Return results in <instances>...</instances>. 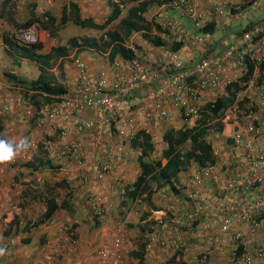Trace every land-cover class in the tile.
I'll list each match as a JSON object with an SVG mask.
<instances>
[{
	"label": "built area",
	"instance_id": "1",
	"mask_svg": "<svg viewBox=\"0 0 264 264\" xmlns=\"http://www.w3.org/2000/svg\"><path fill=\"white\" fill-rule=\"evenodd\" d=\"M259 7H262L261 0H240V5H215L205 14L190 0H170L159 5L149 21L153 37L164 41L162 51L149 54L152 48L159 47L148 43L136 48L132 39L127 45L133 53L127 60L128 71L115 73L113 88L103 89L104 81L100 80L90 92L97 98L86 93L80 98L76 92L74 100L60 103L50 114L52 117L74 105L100 108L98 118L84 122L85 125H97L98 129H111L114 125L120 133L128 135L133 118L125 117L123 111L131 107L130 98L136 94L137 103L148 118L152 110L169 117L170 107H173L183 120L198 122L205 115L208 130L218 122L234 120L230 134L212 133L215 138L212 159L193 173L196 184H208V195L192 192L189 194L193 202L191 209L169 218L171 223L185 230L194 228L196 238L208 240L209 247L205 250L208 257L198 250L194 264H264V71L259 68L264 62V21L255 22L241 32H225L216 39L210 31L195 33L179 19L162 11L169 9L184 14L200 30L211 22L212 15L233 19ZM20 37L24 42L37 40L33 28L25 30ZM178 43L181 45L177 49L171 48ZM214 47L218 49L211 52ZM195 51L211 53L195 61ZM74 59L84 71L83 61ZM249 65L254 67L253 72L244 81ZM233 81L245 88L235 92L230 104L217 114L204 107L217 97H228V87ZM221 153L227 154L223 161ZM65 156L79 162L81 143L73 142L61 149L60 157ZM233 162L238 168L230 170ZM108 164H103V170Z\"/></svg>",
	"mask_w": 264,
	"mask_h": 264
},
{
	"label": "clouds",
	"instance_id": "2",
	"mask_svg": "<svg viewBox=\"0 0 264 264\" xmlns=\"http://www.w3.org/2000/svg\"><path fill=\"white\" fill-rule=\"evenodd\" d=\"M7 1H8V3L3 8V10H2L3 14H1L0 17H6L9 14L12 15V14L17 13L14 9V4L17 2V0H7ZM2 2H3V0H0V9H1V3ZM168 2H170V1H168ZM168 2H166V3H168ZM166 3L158 4V3L153 2L143 13H145L154 4H156V6L158 7L159 5H163ZM61 8H62V6H61ZM164 11H167L168 16L177 18L181 22L183 21L182 20L183 16H185V18L188 17L184 14H180L179 12H177L175 10L163 9L162 12H164ZM23 16L25 17L24 20H26L29 16V13H25V15L23 13ZM144 17H145V14H144ZM22 21H23V19H22ZM112 23L109 26V28H113V27L116 28V26H113ZM182 23L184 25H186L188 28H190L189 24L186 20ZM253 23H255V22H252V24ZM156 26L159 28L158 24H156ZM38 27L39 26L35 23L33 26H31L29 28H33L34 31L35 30L37 31ZM151 29H152V25L150 24V21L149 22L146 21L145 27H143L140 31H134L131 33V35L128 38L123 39L124 45L127 47L126 43L129 44L132 41V39H134V41H132V43L134 44V46L136 48H141L143 45H148V43H150L151 45L153 44L151 47H157V46L163 45L164 41L161 45L160 44H154L150 38L149 39L147 38V36H149L152 39L157 38V39L161 40L158 37H155V36L153 37L152 33H150ZM105 30L106 29H104L102 31H105ZM36 31H35V34H36L37 40L35 42L39 41ZM224 33H222V35ZM102 34L103 33H101L100 37H98L95 40L96 45H98L101 48L103 46H105L103 40H101ZM145 34H147V36ZM212 34L214 36V33H212ZM139 37L141 38V41H137V39ZM19 38H20V41H22L21 37H19ZM130 39H131V41H128ZM22 42H24V41H22ZM24 43H30V42H24ZM31 43H34V42H31ZM90 46L93 47L92 44H90ZM82 47H83V45L80 47H77L79 49H77L76 51L80 50ZM108 48L110 49V47H108ZM109 54H110V51H109ZM65 55H67V53ZM7 56H9V55L7 54ZM123 59H125V58H123ZM125 60H129V59H125ZM19 61H20L19 63H15L11 59V63H12L11 70H9L7 72L15 71L18 78H22V79H26V80H31V79L34 80L38 77L40 70H39V64L36 61H30L27 58H21V59H19ZM24 62L28 63V64H31V62H33L32 66L35 67V70L31 71L28 74L27 78H23L21 76L22 74L18 72L20 69H22L21 65ZM74 63H75V67L77 70L76 76H75V84H71L68 81L69 79L65 76L64 71L62 69H61V77L57 76L55 74L56 73L55 70L56 69L58 70V68H60L57 61H56V65L54 63L53 66H51L50 68H47V70L49 71V73L51 75L50 79L52 80V84L55 86L61 87V89L63 91V93L61 95H58V97L55 101H50V102L46 103V105L38 107L39 110H37L36 106L30 105L29 101L23 98L26 101L24 103L27 105L24 106V108L21 112L22 117L25 120H28V119L32 118L35 114L37 119L35 118V123H33V125H32V132H31V136L29 139L26 138V133H24L25 134V135H23L24 137L21 138L18 142L13 140V139H10V138H0V165L7 164L8 167L17 166L18 165L17 163H16V165H13V164H15V161L18 159V157L21 156L20 153L23 151L25 154H28L27 156L22 155L23 157L28 158L24 162H26L32 158L33 154L31 153V150L36 149L35 150L36 151L35 156H38L40 154L39 149L37 147L39 142L45 143L44 148H45V151L47 152L48 158H50L51 154L54 156L56 154V156L58 155L60 157V150L61 149L72 144L73 142H80L79 140H76V139H82L83 144H86V142H87L86 138L85 139L83 137L76 138L74 136H72V137H74L73 139H71L72 137L70 138L73 141H71L70 143L67 144V141H70V140L65 139L67 132H68V128L66 126V123L69 121L72 122L74 125V132H77L79 130H85V129L89 130V134L92 135V139L90 142H93L97 138L104 136L105 141H102L101 145H98V141H96L95 147L98 145V148H95L94 151L92 150V152L96 151L97 153L101 154L100 156H102L101 159L97 160V164H96V165L101 166L99 168V171L92 173V174H89V173L83 171L84 164H85V158H84V152H83L82 147H81L82 156L80 157L79 162L77 160H74L73 158H70L69 156L60 157V158H64L65 160H64V162H62L60 168H58V169H64L65 170L66 165L70 163V164L75 165L76 169H78V172H76V176H79L81 178H87V179L92 178L93 182H100L98 184H94V190L97 191L98 193L102 192L101 194H95L93 192V190H91L90 194H87L88 191L86 190V195L83 197V200H84L83 202L85 203L86 206H88L86 208L89 210V211H86L87 218L91 221H93V219H94V220H96V222H98V225L93 223L94 227L96 229L97 228L99 229V228H102L105 226L104 224H105L106 218H108V222L110 224L112 222L115 224V227L112 229L113 235L110 236V239H108L106 241V244L101 245L95 252V256L97 258L98 264H100V263L101 264L114 263V262L121 261L123 259V251H122L123 250V242H122L123 241V239H122L123 234H126L127 232L131 233L130 232V230H132L131 228H136V230L139 231L140 234L142 235L141 238L143 239V241L144 240L146 241V247H144L143 252L140 255H138V256L143 255V260L146 262V264H157L156 262L159 260V255L161 253L163 255H166V253L168 254V251H167L168 249H169V253L172 250V252H171L172 256H174V254H176V252H178L174 257L176 261L179 259H182L185 262L190 263V264H194L193 261L196 257L195 253L198 250H201L203 255L208 257V253H207V251H205L206 247L209 244L208 240L196 238L194 236L195 235L194 234L195 233L194 228L191 229L190 231H188V230H185V228L183 226H179V225L177 226V225L171 223L169 220V218L174 217V216L179 215V214L187 213V211H189L191 209V205L193 202L190 200L191 198L189 197V194H191L192 192L201 193L205 196L208 195V193L205 192L203 189L204 187H206V189H207L208 184L205 182L202 185H198L193 180V173L198 171V170H201V168H203V166L198 167L195 160H190L189 163L186 164L185 169L180 171L177 174L176 178L172 177L173 186L175 188V191H177V192L173 191L170 188V186H163V187L158 188V190H156L152 194V204L151 205H150V202H147V201H146V203H143L142 205H139L136 202H134V203H129V208H127V206H125V207L121 206L120 201L122 200V192L124 191L125 185L132 183L140 173L141 169H140V166L138 163V154H137L138 173H137L135 179L128 180V181L127 180L122 181L119 184V186L115 187L114 191L111 193L109 198H107V196L102 198L103 194L109 193V189L111 188V184L107 180V178H105V175L110 173L112 171L111 168L114 167L113 164L117 163L114 161L113 158H115V156H117V154H120L123 156V151H122L123 147H127L128 149H133L134 152L138 153V148H134L133 146H131V140L133 139V137L136 136L137 132H139L141 130L145 131L146 133H148L150 135V137L153 141L152 135L154 132V124H156L155 127L159 129L158 133L161 134V142L163 143V147H162V150H163L164 148L167 147L166 143L162 140V135L166 130H168L170 128L179 129L181 127L182 128L183 127H192V126H195L196 124L205 125V115L202 118H200V120H198V122H196V120L194 122V120H191V119L183 120L179 115L180 113H179L178 109L175 108L174 111H170L169 117H162L156 111L152 110L153 114L150 116V118H148L147 115L141 109V106L137 103V99H136L137 95L135 94L134 97L130 98L131 107L128 110L123 111L125 117H132L133 118V121H132L133 126H131V130H130V133L128 135L120 133V129H117L114 125L111 126V129H107V128L98 129L97 125H92V126L85 125L84 122L89 121V120L95 121L98 118V114L100 113V108L99 109L77 108L76 105H74L72 108H65L59 114H56V115L51 117L50 116L51 111L57 105H59L62 102H66L68 100H74L73 95L76 92L78 93L80 98L84 97L83 95H85V93L89 97H92L94 99L97 98L96 95H94L90 92H91L92 87L97 86V84L99 83L100 80H98V83L93 84L91 82V75L88 72V70L85 68L83 71L76 65V62H74ZM13 66H15V67H13ZM4 72H5V69H4ZM34 73H36V74H35V76L32 77V75ZM84 78H86V79L84 80ZM87 78L89 80V83H87ZM17 84H19V83H17ZM68 84L71 85V88H69ZM156 86L159 87L158 84H156ZM19 89H23L24 92L26 91L22 85L19 87ZM103 89H109V87H107L105 85V81H104ZM31 94H34L35 99H36V98L42 97L44 93H38V92H35V90H31ZM13 100H14V97L9 98V101L7 102V104L5 106L6 110L8 109L7 106L11 105ZM228 104H230V103H227L226 105H228ZM8 112L9 111H6V114H8ZM36 112H39V114L36 115ZM93 112H95V115L93 114ZM150 112H151V110H150ZM141 113L144 115V118L139 119L137 117V115L141 114ZM136 119H137V121H136ZM76 120H78V122H76ZM141 122H143L142 125H140ZM157 122H158V124H157ZM179 122H182V124L180 126H178ZM188 123H190L191 126L186 125ZM233 123H234V120L229 119L226 122H218V123L214 124V126L211 128V130H208V129L206 130L205 141H206V143L210 144L211 159L213 156V152H212L213 143L215 142V138L212 136V133L216 132L220 135H228L234 129ZM27 125H28V128L26 127V129H27L26 132L30 128V125L29 124H27ZM46 125H52L53 128L54 127L57 128V132H55L54 134H49V132L51 133L52 129L48 128V130H46L45 133H43L42 137L40 136V134H38L36 136L37 130H38V133L40 132V128H41V131H44V127ZM217 126H222V129L217 128ZM160 127H163V128L160 130ZM35 129H37V130H35ZM98 130L100 132L99 134H97ZM113 133L116 134V136L118 137V140L120 142H118L117 140H115L116 143H115V141L113 142V140L108 141L110 136H114V135H112ZM39 137H41V138H39ZM48 138H51L52 141H49ZM141 139H142V137L138 138V140H141ZM108 144L120 146L117 149L118 153L114 155V152H112L111 150H108L109 149ZM81 145H82V143H81ZM189 147H190V145L187 143V144H184L183 146H181L180 149L182 151H184V150L188 149ZM103 149L105 151H103ZM154 149H155V146L153 147L152 150L147 151V156L145 157V161H152V160H148V156L151 152L154 151ZM85 150H88V149L84 148V151ZM162 150H161V157L164 158L162 156ZM164 159L166 160L165 161V163H166L167 159L166 158H164ZM50 160H51V158H50ZM158 160L161 162V158ZM158 160H154L153 162H156ZM20 162H22V161H20ZM106 163H109L108 164L109 167L107 169L103 170L102 166H103V164H106ZM165 163H163V164L161 163V165H164ZM58 164H60V163H58ZM92 165L96 166L93 163H92ZM29 170H31V169H29ZM55 170L56 169L44 167V168H38L37 170H32V171L36 174L37 180H40L42 183H44L46 181L45 175L48 174L49 171H52L51 172V174H52V173L56 172ZM133 176H135V175H133ZM36 178H34V179H36ZM26 179L27 178H25V179L21 178V180H23V181ZM182 179H185V182H183ZM28 180H33V179H28ZM55 182H53V184ZM45 184H47V183H45ZM22 187L24 188V183H23ZM55 191H57V193H58V195H57L58 198H61V196L65 192L63 189H60V188H58V189L56 188ZM157 194H159V197H161L163 199H171V200L173 199V200L177 201L174 208H173V211L175 214L174 216H171L170 215L171 212H169V209L171 208V203L168 204L167 206H162L161 204H158L155 202L153 196H155ZM145 195L146 194H143V197H145ZM102 199H104V200H102ZM180 203H182L183 205H181ZM184 203H186V205ZM153 204L157 206V209ZM144 205H146V207H147L145 210H143ZM138 207L141 208V213L138 216V224L137 223L135 225H129L128 223L126 224V221L124 218L128 217L130 219L131 215H132L131 213L133 211H135V209ZM62 211H64V210H61L60 212H62ZM116 211L119 213V216L120 215L122 216V218L119 217V220H117V221H116V216H115ZM143 211L148 212L149 215L145 219L144 218L140 219V215L142 214ZM60 212H58V214ZM40 217H41V215L38 218H40ZM38 218H36V219H38ZM49 219L50 218L46 219L43 223L47 222ZM121 220H124V222H121ZM62 221L63 222L61 223L60 227L55 226V235H53V237H55L56 240L50 243V244H53L52 247L54 248V250L57 251V254H56V256L58 255L57 258L61 257L62 256L61 254L66 252L65 249L68 246H74L75 244L78 243V240H79L78 236L74 233V231H72L76 228V226L74 228L72 226V224H70V226H69L67 223H64L65 219H63ZM163 224H165V225L163 226ZM193 225H195V222L193 223ZM141 226H143L144 228H141ZM69 227H72L73 229L69 231L68 230ZM143 232L145 233V237L143 236V234H144ZM51 241H52V238H51ZM143 241L142 240L138 241L137 247L133 248L132 250L129 251V255H131V257H133L134 259H136V261L138 260L135 257L136 254H134V256H133L131 254V252L132 251H134V252L141 251V247H142L141 243ZM96 242H98V241H95V243ZM117 242H118V246H115V244ZM3 252H4V249L0 248V255H2ZM111 253H112V255H111ZM154 259H156V262L154 261Z\"/></svg>",
	"mask_w": 264,
	"mask_h": 264
},
{
	"label": "trees",
	"instance_id": "3",
	"mask_svg": "<svg viewBox=\"0 0 264 264\" xmlns=\"http://www.w3.org/2000/svg\"><path fill=\"white\" fill-rule=\"evenodd\" d=\"M168 1L170 0H107L108 6L111 7V10L100 23L95 22L90 17H82L79 13L77 3L72 0L62 5V8L60 7V15L58 16L48 10L44 11L40 15H37L35 13L36 4L33 2L29 3L28 18L21 22H14L11 28H9V30H5L3 33L1 32L0 36L6 47L5 51L11 57L13 62L19 63V59L21 58H27L30 61H36L39 64L40 73L34 80L18 78L15 71L4 72V76H6L9 80L21 84L26 90L23 93V98L28 100L30 105L36 106L37 110H39L38 107L44 106L50 101H55L58 95L63 93L61 87L52 84V80L50 79L51 75L47 68L53 66L58 58L65 55L67 53V49L80 47L85 44L95 45L96 43L95 39L91 37H72L67 40V44L52 46L49 51L43 52L41 51L43 43L40 41L34 43H24L20 41L19 37L23 31L36 23L41 29H46L50 36L59 37L60 29H63L68 21H71L72 24L78 25L82 28H91L99 31L106 29L101 36V40H103L105 47H110V55H115L118 53L123 58L130 59L133 56L132 50L124 45L123 39L128 38L132 32L140 31L143 27H145L146 19L143 12L151 5V3L157 2L158 4H162ZM129 2H132L133 5L127 9L126 15L123 18H120L116 24V28H109L111 23L120 16L121 9L126 7V4ZM7 3V0H3L1 3L0 15L3 14L2 10ZM8 18L11 21L14 19L11 14L7 16V19ZM225 24H227L226 26H230L228 23ZM251 25L252 23H248L242 30H247ZM215 26V23L211 21L205 26L201 27L199 31H210L211 33H215L217 31ZM221 30H225L226 32L225 28H221ZM242 30H239L238 32H241ZM221 32L223 33V31ZM145 35L147 36V34ZM147 38H150L154 44L161 45L163 43L162 40L157 38L152 39L149 36H147ZM180 45L181 44L178 43L171 48L177 49ZM217 49V47H214L211 49V52ZM211 52L195 51L193 53V60L198 61L201 58L209 55ZM253 68L254 67L252 65H249L247 75H245L243 78L244 81L250 77L253 72ZM259 68L262 72L264 71V62L260 64ZM244 88L245 86L238 85V81H233L228 87V97H217L215 100L206 103L204 107L211 109L217 114L227 103H231L235 99L236 91L243 90ZM31 90H35V92L44 94L42 97L35 99V95L31 94ZM12 106L13 104H11L9 107L11 108ZM38 114L39 112H36V115ZM35 118L37 119L34 114V116L28 120H25L22 116H19V119H16V121L21 126H23V122H26V124L30 125V128L26 132V138L28 139L31 136L32 125L35 123ZM4 124V121H0V138H10L5 135ZM217 128L222 129V126H217ZM13 130L14 129L10 128L11 132ZM206 130L207 127L202 124H196L192 127H181L179 129L170 128L166 130L162 135V140L167 145V147L162 150V156L167 159V162L164 165H161L159 160L156 162L145 161L147 151L152 150L154 144L152 143L153 141L148 133L143 130L137 132L136 136L131 140V146L138 148V163L141 170L139 175L132 183L125 185L124 191L122 192V200L120 201V205L123 207L127 206V208H129V203L136 202L137 204L142 205L143 203H146V201L150 202L151 205L152 194L158 190V188L170 186V188L175 191L172 177L176 178L177 174L185 169L186 164H188L190 160H195L198 167L204 166L205 163L211 159V147L210 144L206 143L205 141ZM19 134H21V132ZM140 137H142V139L138 140ZM10 139H12V137ZM48 139L49 141H52L51 138ZM187 143L190 145V147L182 151L180 147ZM37 147L40 154L38 156H33L26 162L17 163L21 168L25 167L26 169H31L29 170L31 174L33 173L32 170H37L38 168H60L61 164L52 163L50 158L47 157V152L44 148L45 143L39 142ZM100 167V165H96L91 170L93 173H95L99 171ZM24 176L25 173L23 170H19V172H17L15 175V181L18 183V186L19 184L23 185L24 183V188L22 187L21 194L23 198H31L30 201L24 200L19 202L7 200L5 205H3L5 207V214L3 215V218L9 219L11 223L14 221L13 223L17 225L16 230H18V227L21 226L20 230L22 232H29L33 228L41 225L46 219L51 218L52 215L59 210H64L66 214L71 215V217H73L75 214L77 215L82 210L83 211L81 214H85L86 211H88L85 203L83 202V197L86 195V190L88 191L87 194H90L91 190L94 189L93 185L96 182H93L92 178L87 179L77 176V180L74 183H70L67 178L63 177L54 184L42 185V182L37 180V178L33 180L26 179L21 181V178ZM56 188H60L65 191L61 198L57 197L58 193L55 192ZM82 190L85 193H83ZM143 194H146L145 197H143ZM35 200L42 202L45 207L41 217L38 219H29L24 222V224H20V219H18L20 208H23L25 205H31L32 201ZM154 206L157 209V206ZM148 215V212L143 211L140 215V219H145ZM75 224V222L72 223V226L75 227ZM141 228L144 227L141 226ZM72 229V227H69L68 230L70 231ZM10 230V228L5 229L3 234H9L11 232ZM143 236L145 237V233ZM21 241L24 244L29 243L30 238H21ZM141 246V251H132L131 254L133 256L136 254L135 257L138 259L137 264H146V262L143 260V255L138 256L143 252L144 247H146L145 240L141 243ZM50 251L53 257H55L57 251L54 250L53 247L50 249ZM177 253L178 252H176V254ZM176 254H174V256L169 259L167 262L168 264H190L182 259L176 261L174 258Z\"/></svg>",
	"mask_w": 264,
	"mask_h": 264
},
{
	"label": "crops",
	"instance_id": "4",
	"mask_svg": "<svg viewBox=\"0 0 264 264\" xmlns=\"http://www.w3.org/2000/svg\"><path fill=\"white\" fill-rule=\"evenodd\" d=\"M24 1H27L25 4H23ZM75 3H77V6L79 8V13L82 17L86 18V17H90L92 18L95 22H99L100 23V19L97 17V14L101 13H106L109 12L111 10V7L108 6L107 0H72ZM192 4H194L196 6V8L205 14L209 13V10H213V8L215 7V5H220V6H225L227 7L228 5H240V0H190ZM34 3L36 4V8H35V12L36 9L38 7V5H43L46 4V0H40L36 3V1L34 0H17V2L14 4V9L17 13L12 14L13 16V20L15 21H11L9 20V18L7 19V21L5 20H1L3 25L0 23V26L4 27V29H2V33L6 30L5 28L7 27L5 25V23L9 24L8 26H12V24L14 22H21L22 19L24 20L25 17L23 16V13L25 15V13H29V3ZM62 0H58V5L62 6ZM67 3V2H66ZM64 3V4H66ZM63 4V5H64ZM86 4V5H85ZM225 4V5H224ZM81 11V12H80ZM101 13V14H102ZM38 14V13H37ZM9 16V15H7ZM6 16V18H7ZM185 17V16H183ZM182 17V22H184L185 20L188 22L190 30L194 31L195 33L198 32V29L195 27L193 20L190 17H186V19H183ZM232 17L230 16H225V17H218V16H211V21H213L215 23V27L217 30H221V28H225L228 23L230 24V22L234 21L235 19L240 18V16L238 17H234L231 20ZM102 20V19H101ZM264 19L258 21V22H263ZM71 22V21H68ZM67 22V23H68ZM102 22V21H101ZM220 25V26H218ZM76 27H79L78 25H76ZM229 27V26H228ZM80 29L82 27H79ZM244 28V27H243ZM242 28V29H243ZM91 29V28H90ZM241 29V30H242ZM45 33H43L42 35H39V41H41L43 43V47L41 49V51L43 52H47L50 50V48L52 46H57L58 44V40L59 37L57 36H50L49 32L46 29H42ZM81 31H84L83 29H81ZM223 31V33L225 32V30H221ZM1 33V32H0ZM81 33V32H80ZM84 33V32H83ZM222 34V32H221ZM76 38H90L91 36L87 35H81V36H73ZM100 37V36H99ZM215 38H217L214 35ZM72 38V37H69ZM68 38V39H69ZM94 38V37H91ZM67 39V40H68ZM95 40L97 38H94ZM66 40V41H67ZM128 41H131L128 40ZM137 41H141V38L139 37L137 39ZM141 43V42H140ZM126 45H128V43H126ZM93 47H91L89 44H85L83 45V47L76 51L77 47L71 48V49H67V55H63L61 56L58 60L57 63L60 67V69H62L64 71L65 76L69 79L68 81L71 84H75V76H76V67H75V63H74V58H79L83 61V63L85 64V68L88 70V72L91 75V82L93 84L98 83V80H104L105 81V85L109 88H113L114 86V81H115V73H121V72H127L128 71V65H127V60L123 59L118 53H116L115 55H110L109 51L110 49L108 47L103 46L102 48L99 47L98 45H92ZM159 48L156 49H151L149 54H156L162 51V47L163 46H157ZM5 45L2 41V38L0 36V82L5 81V77L4 76V66H5V61L7 58H5V56L7 55L6 51H5ZM33 62H31L30 65H32ZM15 67V66H13ZM264 74V72H263ZM69 85V88H71V85ZM0 87H2V85H0ZM2 89V88H1ZM4 99L2 96H0V100ZM18 108V106H17ZM171 111H174L175 108L170 107ZM93 114L95 115V112H93ZM16 115H19V113L17 112ZM16 117V116H14ZM137 117L139 119L144 118V115L138 114ZM137 118V119H138ZM136 119V121H137ZM264 123V121H263ZM143 122L140 123V125H142ZM66 126L68 128V132L66 135L65 139L70 140V138L72 136L78 138V137H83L84 139L86 138V141L88 143H90L92 136L89 137V140H87V137L85 136V134H78L76 136V134L74 133V125L72 122H67ZM20 131L18 129H14L12 131V134L14 135L12 137L13 140L15 141H19L21 138H23L24 136L19 134ZM52 133V132H51ZM72 135V136H71ZM109 149L112 152H114V155L117 154V149L120 146H115V145H111L108 144ZM87 151L92 152V149H88ZM103 151H105L103 149ZM123 154L125 155V157H132V155L130 156L128 153H133L134 150L133 149H128L127 147H123ZM21 155L27 156L28 154H25L24 151L20 153ZM227 154L226 153H221L220 155V160L223 161L224 157H226ZM114 157V156H113ZM115 162L120 163V165L122 166V168H124L123 163L125 161V159L122 157V155L117 154V156H115V158H113ZM119 167V166H118ZM94 166L92 165L91 161H88L84 164V168L83 171L92 174L93 171L91 169H93ZM238 168V164L236 162L232 163V166L230 167V170H234ZM26 169L25 167L21 168L19 166H15V167H8L7 164H3L0 165V248L4 249V252L2 255H0V264H98L97 262V258L94 255L93 257H91L90 253H91V246L89 245H84L83 244L81 246H83V248L85 250H83V252L88 255L89 257H91V260H87L86 258H84L80 253L77 255L78 258H76V256H72L70 254V252H64L63 254H61L62 256L57 258L56 256L53 257V255L50 253V249H52V245L50 244L51 242L55 241L56 238L53 237V235H55V226L60 227L61 223L63 222L61 219L62 217L66 216V212H64V215H59L58 212H60L61 210L55 212L52 217L45 223L33 228L31 231L29 232H22L20 230L19 226V230L20 235L19 238H25V237H29L30 238V242L29 243H21V245H19L18 247H14L12 238H8L6 236H4L3 231L7 228H10L11 232H13L16 228L17 225L15 223H11L9 219L7 218H3V215L5 214V207L3 205H5V203L7 202V200L10 201H23L24 198H21L22 194H21V189H22V185L17 184L16 186V181H15V175L17 174V172H19V170H23ZM66 169L67 170H75L76 167L73 164H67L66 165ZM28 171H23L25 172V176L23 177L24 179L27 177L28 179H34L36 178V174L33 172L31 174V172H29V169H26ZM131 175L125 176V180H133L135 179L138 170H134L133 172H128ZM132 175H135L132 177ZM112 177H115L114 173L112 174ZM19 178V177H18ZM20 181V180H19ZM22 181V180H21ZM183 182H185V179H182ZM16 182V183H14ZM100 183V182H99ZM94 186V185H93ZM205 192L206 191V187L203 188ZM83 191V190H82ZM83 193H85L83 191ZM208 193V192H207ZM26 200H28L29 198H25ZM34 202V201H32ZM41 205L37 206V210L36 212H32L31 213L29 211V213L26 210H23L22 208H20V214L18 215V219L20 224H24V222H26L29 219H36L38 217H33L35 215L38 214V212L43 213L45 207L43 205V203H40ZM32 205V204H31ZM88 207V206H86ZM89 211V210H88ZM40 213V215H42ZM24 214V219L22 221L21 215ZM79 216V217H77ZM91 216V215H90ZM73 217H75V219H71L73 221V223L75 222V226L77 228L78 232H89V239L92 238V235L94 234V231L97 230L94 227V224L98 225V222H96V220L93 219V221L89 220L87 218L86 213L85 214H78V215H73ZM94 223V224H93ZM104 231H106L107 233L108 230L105 229ZM3 236L4 238L6 237V239H4V244H3ZM99 236H101V234L99 235H95L92 240L93 243H95V241H98ZM52 238V241H51ZM49 239V240H48ZM100 239V238H99ZM104 239L108 240L110 239V236L105 235ZM80 240H81V234H80ZM49 242V243H48ZM99 242V241H98ZM131 250V249H130ZM129 250V251H130ZM129 251L127 252L129 254ZM76 252V251H75ZM58 256V255H57ZM64 258V259H63ZM117 264V263H116Z\"/></svg>",
	"mask_w": 264,
	"mask_h": 264
},
{
	"label": "rangeland",
	"instance_id": "5",
	"mask_svg": "<svg viewBox=\"0 0 264 264\" xmlns=\"http://www.w3.org/2000/svg\"><path fill=\"white\" fill-rule=\"evenodd\" d=\"M29 1V0H28ZM36 1V3L40 0H34ZM70 0H62V5L66 2H68ZM27 1H24L23 4H25ZM157 3V2H155ZM261 3H262V7H259L255 10H251V11H248V12H245L244 15L240 16V18L238 19H235L234 21H232L230 23V26H226L225 29H226V32L229 33V32H234V31H239L241 30L243 27H245L248 23H252V22H258L262 19H264V0H261ZM86 5V4H85ZM133 5L132 2H129L126 4V7L122 8L121 9V14L119 16L118 19H116L115 21H113L112 25L113 26H116V24L118 23L119 19L120 18H123L125 15H126V12H127V9H129L131 6ZM60 7L61 5H58V0H46V4H43V5H38L37 9H36V13H38L37 15H40L41 13H43L44 11L48 10V11H51L53 13H55V15H60ZM157 6L156 4L152 5L144 14H145V18H146V21L149 22L148 20H150L152 17V14L153 12L156 10ZM81 12V11H80ZM101 13H102V10H101ZM99 13L97 14V17L100 19V22L103 21V19L105 18V13ZM109 12L106 13V16L108 15ZM102 19V20H101ZM183 19H186L185 17H183ZM1 20H5L7 21V18L6 17H0V23L3 25L2 21ZM5 25L7 26L5 29L6 30H9L10 26H8L9 24L5 23ZM2 29H4V27L0 26V32H2ZM81 29H83L84 31H81ZM79 28V27H76V25L72 24L71 22H68L66 23V25L64 26L63 29H60L59 31V40H58V44H61V45H65L67 44V39L69 37H73V36H83V35H89L91 37H94V38H98L101 33H103L104 31H99V30H96V29H90V28ZM36 31V30H35ZM151 31H153L151 29ZM81 32V33H80ZM84 32V33H83ZM37 35H38V39H39V35L45 33L41 28H37V31H36ZM214 35L218 38L220 37L222 34H221V31L220 30H217ZM6 61H5V66H4V69H5V72L11 70V58L9 56H5ZM56 65V63H55ZM22 69H20L18 72L21 73L22 77L23 78H27L28 77V74L35 70V67L28 64V63H23L21 65ZM56 75L57 76H60L61 77V69L58 68V70L56 69ZM36 73H34L32 75L35 76ZM0 85H2V87H0V96H2L4 99L0 100V121H4V125H5V128H4V132H5V135L7 137H13V134L12 132L10 131V128L11 129H18L20 130L21 132V135H25L24 133H26V127L28 128V125L26 124V122H23V126H21L17 121L16 119H19V116H22L21 115V112L24 108V106H26L27 104H25L24 102H26L24 99H23V93H24V90L23 89H19V87L21 86L20 84H17L15 83L14 81L12 80H9L7 77H5V81H2L0 82ZM2 88V89H1ZM156 88H158V86H156ZM10 97H14V100L12 101V104L13 106L10 108L8 105V109L6 110L5 109V106L7 104V102L9 101V98ZM18 106V108H17ZM6 111H9L8 114H6ZM19 113V115H16V113ZM13 116H16V117H13ZM195 122V121H194ZM206 122V120H205ZM158 124V122H157ZM182 124V122H179L178 123V126H180ZM156 124H154V132H153V143H154V146H155V149L153 152H151L148 156V160H158L161 158V163H165V159L161 157V150H162V147H163V143L161 142V134L158 133V128L155 127ZM188 126H191L190 123L186 124ZM177 127V126H176ZM48 128L52 129L49 134H54L55 132H57V128H53L52 125H46L44 127V131H41V128H40V132L38 133V130H37V133H36V136L38 134H40V136L42 137L43 133H45L46 130H48ZM163 127H160V130L162 129ZM66 131V130H65ZM76 134V136L78 134H85V136L87 137V140H89V137H91L92 135L89 134V130L85 129V130H79L77 132H74ZM114 136H110L108 141H111L113 140V142L115 140H117L118 142H120L118 140V137L116 136V134H112ZM72 136V135H71ZM39 137V138H41ZM98 137V136H97ZM74 137H72L71 139H73ZM70 141H67V144L70 143ZM76 140H79L82 145V149H83V152H84V158H85V163L88 162V161H92V163L94 165L97 164V160L101 159L102 156H100L101 154L100 153H96L95 152H89L87 150L84 151V148L85 149H92L94 151L95 148H98V145H101L102 144V141H105L104 140V136L100 137V138H97L96 140H94L93 142H86V144H83L82 142V139H76ZM98 141V145L95 147V142ZM116 143V141H115ZM165 146V145H164ZM36 149L34 150H31V153L33 154V156H35V151ZM130 156L132 155V157H125V155L123 154V158L125 159L124 163H123V166L124 168H122V166L120 165V163H114L113 164V168H111V172L106 174L105 175V178H107V180L110 182L111 184V188L109 189V193H105L103 194L102 198H104L105 196H107V198H109V196L111 195V193L114 191L115 187L119 186V184L122 182V181H125V176H128V175H131L130 173L128 172H133L134 170H138V165H137V152H133V153H128ZM32 156V157H33ZM50 158L52 160L53 163L55 164H62V162H64V158H60L58 155L55 156L54 155H50ZM26 159L28 158H25L23 157L22 155L20 157H18V159L15 161V164L16 163H20V161L24 162ZM19 166V165H17ZM119 166V167H118ZM23 171H28L26 169H24ZM56 172L52 173V171H49L48 174H46L45 178H46V181L43 184L47 183V184H53V182L57 181V180H60L61 178L65 177L68 179V181L70 183H74L76 180H77V176H76V172H78V169H75L73 171L71 170H67V169H56L55 170ZM70 173V174H69ZM114 173L115 177H112V174ZM133 177V175H132ZM27 178V177H26ZM28 179V178H27ZM40 179V178H39ZM103 182V181H102ZM99 182H96L95 184H98ZM18 183H16V186H17ZM18 187V186H17ZM167 191V190H166ZM57 193V191H55ZM93 192L95 194H101L102 192H97L93 189ZM22 198V196H21ZM154 200L156 203L158 204H161L162 206H167L168 204L171 203V208L169 209V212H171V216H174V211H173V208L176 204L177 201L175 200H171V199H163L161 197H159V194L153 196ZM31 198H29L27 201H30ZM26 200L25 198L23 199V201ZM104 200V199H102ZM17 201V200H15ZM41 202L39 200H35L34 202H32V205H25L22 209L23 210H26L28 213L29 211L31 213L33 212H36L37 210V206L38 205H41L40 204ZM181 205H183L182 203H180ZM186 205V203H184ZM135 207V206H134ZM82 208V207H81ZM147 207L146 205H144L143 207V210H145ZM33 210V212H32ZM83 211V210H82ZM79 212L78 214H81L82 213ZM40 213L41 212H38L37 215L33 216V217H39L40 216ZM141 213V208L138 207L135 209V211H133L131 214V218L129 219L128 217L127 218H124L125 221H126V224L128 223L129 225H135L136 223L138 224V216L139 214ZM64 211L60 212L59 215H64ZM77 214V215H78ZM152 214V213H151ZM173 214V215H172ZM82 215V214H81ZM115 216H116V221L119 220V217L122 218V216L120 215L119 216V213L116 211L115 212ZM129 216V215H128ZM24 214L21 215V218H22V221L24 219ZM79 217V216H77ZM75 219V217H71V215H68L66 214V216L62 217L61 219H65L64 223H67L69 226L70 224H72V220L71 219ZM121 222H124V220H121ZM130 222V223H129ZM105 226L102 227V228H99L97 230L94 231V234L92 235V238L95 236V235H99L101 234V236H99L98 238V242L96 243H93V240L92 238L89 239V232H78L77 231V228H75L73 231L74 233L78 236V243L75 244L74 246H68L65 250L66 252H70V254L72 256H76V258H78V254L80 253L84 258H86L87 260H91V257H93L95 255V252L96 250L101 246V245H104L106 244V239H104L105 235H108V236H112L113 235V231L112 229L115 227V224L112 222L111 224L108 222V218H106V221H105ZM128 227V226H127ZM129 228V227H128ZM105 229L108 230L109 233H107L106 231H104ZM130 229V228H129ZM132 230H130L131 233L127 232L126 234H123V259L121 261H118V262H114V263H107V264H137V261L136 259H134L133 257H131V255H129L127 252L133 248H136L137 247V242L138 241H143V239L141 238V234L139 231L136 230V228H131ZM20 230H14L13 232H10L9 234L7 235H4L8 238H12V240L14 239L13 241V244H14V247H18L19 245H21V239L19 238V235H20ZM80 234H81V240H80ZM3 236V244H4V239H6V237L4 238ZM109 243V242H108ZM83 244L84 245H89L91 246V257H89L88 255H86L83 250H85L83 248V246H81ZM76 251V252H75ZM168 251V254L166 253V255H163L162 253L159 255V260L156 262V259H154V261L157 263V264H168L167 262L169 261L170 258H172V250L170 251L169 253V249L167 250ZM57 257V256H56ZM64 259V258H63ZM97 264V263H96ZM101 264V263H100Z\"/></svg>",
	"mask_w": 264,
	"mask_h": 264
}]
</instances>
